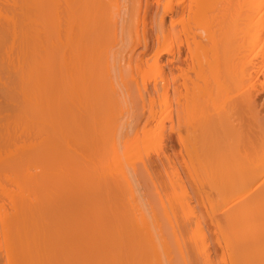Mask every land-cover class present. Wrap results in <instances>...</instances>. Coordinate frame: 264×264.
I'll return each instance as SVG.
<instances>
[{
  "label": "bare ground",
  "instance_id": "1",
  "mask_svg": "<svg viewBox=\"0 0 264 264\" xmlns=\"http://www.w3.org/2000/svg\"><path fill=\"white\" fill-rule=\"evenodd\" d=\"M187 1L178 0L184 12ZM245 2L251 37L245 55L251 56L250 68L264 67V0ZM0 4V82L9 104L0 111V264H264V117L252 99L246 100L248 94L241 101L249 116L236 132L231 129L234 134L228 133L233 139L231 167L215 163L217 148L208 129L204 137L209 142L199 147V160L192 164L199 161L201 184L223 186L216 204L219 216L210 223L218 257L206 247L208 237L201 227L196 239L188 225L181 235L161 224L155 232L148 213L134 214L129 221L133 213L123 216V197L109 194L121 191V183L110 189L101 180L93 181L94 175L105 181L109 175H125L123 162L129 152L123 151V130L138 132L137 124L124 126L117 113L123 105V85L130 93L123 72L133 71L137 45L145 42L146 49L149 43L139 33L140 0ZM172 7L173 0H168L164 15ZM226 17L221 33L209 36L220 38L216 57L227 70L237 65V56L234 21ZM191 21L183 13V32L188 35ZM175 36L162 17L155 63L172 51ZM164 104L169 105L168 97ZM188 109V102L179 107L181 122ZM77 131L112 135L77 140ZM75 146L96 157L93 170L87 158L77 157ZM224 179L231 180L227 188ZM134 222L136 227H127ZM189 232L197 240L190 242L198 244L199 239L203 247L184 244Z\"/></svg>",
  "mask_w": 264,
  "mask_h": 264
},
{
  "label": "rangeland",
  "instance_id": "2",
  "mask_svg": "<svg viewBox=\"0 0 264 264\" xmlns=\"http://www.w3.org/2000/svg\"><path fill=\"white\" fill-rule=\"evenodd\" d=\"M245 1L188 0L186 4L188 12H184L178 0H173L171 11L164 15L168 0H140L142 11L139 33L142 36L146 35L149 43L146 49L145 42L137 45L132 53L133 71L123 72L130 93L123 85V105L117 113L124 126L131 124L136 127L137 124L138 132L123 130V151L129 152L128 159L124 158L123 162L125 175L122 178L109 175L108 181L98 175L93 177V181L101 180L103 185L108 187L112 185V188L119 187L115 184L121 183V191L114 189L110 191L113 194H109L123 197V216L129 217L133 213L131 217H134V214L140 216L141 212L148 213L149 219L151 217L149 222L155 232L158 231L156 227L158 228L160 224L165 230L176 231L178 235L192 227L196 239L200 235L198 227H201L208 237L207 242L204 241L207 243L206 247L209 246L218 257L221 252L210 233L212 228L210 223L214 216H219L216 204L223 186L219 183L201 184L197 151H201L199 147H203V144L206 147L209 142L204 137L209 130L211 143L217 148L215 163L224 166L222 162H225V165L231 167L230 149L233 139L228 137V133H232V130L236 132L235 128L239 129L249 116L241 96L248 94L246 100L252 99L255 103L251 102L256 104L254 106L256 111L264 117V67L257 65L250 68L251 56L246 58L245 55L248 46H251ZM183 13L192 17L189 35L183 32ZM223 15H227L226 19L229 21L231 19L234 21L232 44L234 55L236 53L237 56V65H231L227 70L218 64L216 57L221 48L220 38L209 36L221 33V26L225 20L222 18ZM162 17H165L166 29H175L178 36H175L172 42V51L155 63L156 50L159 48L157 31ZM262 38L264 39V25ZM200 41L202 45L198 47L197 42ZM0 86V111L3 113L7 109L4 107L8 103L6 100L8 94L4 93L1 82ZM142 95L144 100L140 98ZM164 97H168L169 105L164 104ZM186 102L189 103V109L181 122L179 107ZM240 102L244 103L243 107ZM95 116L98 117L97 114ZM77 132L75 135L77 140L86 136L100 138L112 135ZM74 149L80 160L88 159L89 169L93 170L96 157L82 153L78 146ZM196 158L198 163L196 169L193 168L197 172H194L192 164L196 163ZM2 182L4 185L7 184L4 180ZM230 182V179H224L225 187ZM173 191H176L175 194ZM237 200H233L231 206L235 205ZM133 217H129L128 220H133ZM214 222L215 220L212 223ZM186 225L190 227L185 228ZM127 227H136V224L134 222ZM191 237L185 236L184 240V244L189 248L195 243H191V239L197 242ZM199 239L198 244L193 246L198 247L199 244L202 246ZM201 250L204 251L205 248ZM226 263L229 264V261Z\"/></svg>",
  "mask_w": 264,
  "mask_h": 264
}]
</instances>
